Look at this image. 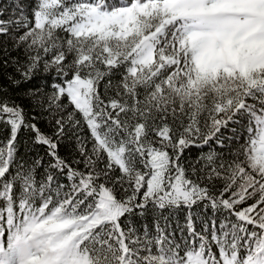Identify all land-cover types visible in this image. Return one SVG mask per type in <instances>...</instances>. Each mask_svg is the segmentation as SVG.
<instances>
[{"label": "snow or ice", "instance_id": "1", "mask_svg": "<svg viewBox=\"0 0 264 264\" xmlns=\"http://www.w3.org/2000/svg\"><path fill=\"white\" fill-rule=\"evenodd\" d=\"M0 264H264V0L0 9Z\"/></svg>", "mask_w": 264, "mask_h": 264}, {"label": "trees", "instance_id": "2", "mask_svg": "<svg viewBox=\"0 0 264 264\" xmlns=\"http://www.w3.org/2000/svg\"><path fill=\"white\" fill-rule=\"evenodd\" d=\"M16 3L17 0H0V9H5L6 10V14H10L15 10L16 7ZM15 55V53H14ZM9 73L12 71L11 69L7 70ZM40 81H35L34 83H39ZM26 103V101H25ZM44 125H42L43 127ZM235 128L237 130V132L240 131V126L239 125H233V124H229V126L227 128H223L221 130L223 137L227 138V137H232L233 136V132L232 129ZM81 136L87 138L88 133L87 130L84 129L81 131ZM4 135L6 136L7 133H4ZM22 136L24 135L23 133L21 134ZM241 143H243V140H240ZM215 146V145H213ZM237 145L235 143L231 144V147H236ZM75 148H76V142L74 138H66L64 141H62V145H61V154L62 155H75ZM39 151H43L42 149H40ZM204 151H207V148L204 149ZM200 152V149L197 148H192L189 150L188 155L191 157H195L196 155H198ZM210 211H209V215H210ZM179 219L182 222L183 221V212H181L179 214ZM199 228V225H198Z\"/></svg>", "mask_w": 264, "mask_h": 264}]
</instances>
